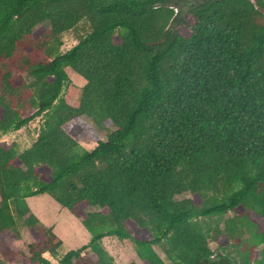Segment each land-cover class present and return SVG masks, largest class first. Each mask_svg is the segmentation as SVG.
Masks as SVG:
<instances>
[{"label":"trees","instance_id":"obj_1","mask_svg":"<svg viewBox=\"0 0 264 264\" xmlns=\"http://www.w3.org/2000/svg\"><path fill=\"white\" fill-rule=\"evenodd\" d=\"M68 70L85 81L77 106L62 98ZM0 109V135L42 119L29 148L0 141V235L17 238L19 222L37 233L29 264H116L104 238L131 241L145 264H264V0H0ZM40 195L89 243L58 257L27 204Z\"/></svg>","mask_w":264,"mask_h":264},{"label":"rangeland","instance_id":"obj_2","mask_svg":"<svg viewBox=\"0 0 264 264\" xmlns=\"http://www.w3.org/2000/svg\"><path fill=\"white\" fill-rule=\"evenodd\" d=\"M49 28L48 22L43 23L41 26L36 28L33 31V38L38 40L45 30ZM181 31V29H180ZM89 32V26L87 22H81L78 26L66 33H64L60 40L62 46L60 47V52L63 53L69 50L71 47L76 45L87 33ZM187 31L183 30V33L187 35ZM68 75L70 82L68 86L64 89L62 93V98L71 106H77L78 98L80 95V89L85 84V81L74 74L72 71L68 70ZM17 79H20L17 77ZM32 111H30L31 113ZM2 110L0 109V116ZM84 120L90 124L98 134L101 140H106L103 132L95 126L90 118H84ZM42 123V119L37 118L32 121L28 126L22 128L19 131L11 132L7 135H0V141L5 144L15 143L17 145L18 152H21L31 146L37 137L38 130ZM71 128V123H68L63 126V129L68 132ZM77 142L84 148H93L95 145L94 140H92L87 135H81L77 138ZM39 171L44 172L46 179L50 180L49 170L47 168H41ZM189 197L188 194H183L178 196V199ZM35 201L29 203V207L33 214H36V211L40 214V217L45 220L55 219V223L52 224V227L56 229V234L58 238L62 241V245L58 248V257H61L66 252L70 250H76L80 247L89 243L90 240L86 238L83 230L86 231L84 226L81 223V219L75 218L69 213L66 209H62L51 197L48 195H40L34 197ZM54 204L59 207L54 209L49 207V203ZM34 203V204H33ZM46 210V211H45ZM77 211L84 215L88 212H101L106 214V210H100L98 208L89 207L86 203H83L77 207ZM233 214H228L227 216H232ZM49 218V219H47ZM133 229L134 236L137 238H149V235H145V232L140 231L134 223H127ZM56 227V228H55ZM18 237L16 238L12 233H4L0 235V260L4 261L7 264H29L28 257L29 253L27 250V245L32 243H37L41 240V237L29 230L22 222L18 223L17 227ZM87 232V231H86ZM90 235V234H89ZM104 248L108 253L114 258L116 264H145L141 262L135 255L134 245L129 240L119 241L115 238H105L102 241ZM219 244H225V239L220 238L218 242H210L209 247L212 251H216ZM3 245H7L10 249V252L3 248ZM155 250L158 254L162 255L159 248L155 247ZM82 255H87L90 258L94 259V256L89 250H86ZM45 257L52 263L57 264L56 259L52 258L49 254H45Z\"/></svg>","mask_w":264,"mask_h":264},{"label":"crops","instance_id":"obj_3","mask_svg":"<svg viewBox=\"0 0 264 264\" xmlns=\"http://www.w3.org/2000/svg\"><path fill=\"white\" fill-rule=\"evenodd\" d=\"M83 118H85V117H83ZM94 147H95V145H94ZM93 147V148H94ZM93 148H91V149H93ZM88 150H90V148H88ZM35 201V198L34 197H32V198H29V199H27V204H28V206H29V203H32V202H34ZM34 204V203H33ZM49 207H53L54 209H57V208H59V207H57V206H55L54 204H52L51 202L49 203ZM30 208V207H29ZM60 209V208H59ZM63 209V208H62ZM31 210V209H30ZM61 210V209H60ZM46 211V210H45ZM62 211V210H61ZM31 213H33L32 211H31ZM40 214L41 213H38L37 211H36V214H34L38 219H39V221L42 223V224H44L45 226H47V227H52V224H54L55 222V219H51V220H46V218H45V220L44 219H42L41 217H40ZM47 219H49V218H47ZM56 228V227H55ZM52 229H53V232H54V234L57 236V234H56V229H54V227H52ZM83 233H84V235H86V238L88 239V240H90V238H91V236L89 235V233L88 232H86V231H84L83 230ZM105 239V238H104Z\"/></svg>","mask_w":264,"mask_h":264}]
</instances>
